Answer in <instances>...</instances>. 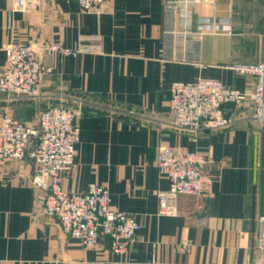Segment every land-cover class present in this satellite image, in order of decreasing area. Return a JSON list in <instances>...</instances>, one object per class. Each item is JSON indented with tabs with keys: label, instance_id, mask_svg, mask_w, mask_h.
<instances>
[{
	"label": "crops",
	"instance_id": "1",
	"mask_svg": "<svg viewBox=\"0 0 264 264\" xmlns=\"http://www.w3.org/2000/svg\"><path fill=\"white\" fill-rule=\"evenodd\" d=\"M166 1L108 0L95 14L74 0H43L31 12H15L12 0H0V75L3 49L14 40L77 48L89 37L102 39L98 53L53 56L55 73L43 78L33 101L0 93V124L10 115L28 123L37 117V125L35 109L49 104L75 109L80 142L63 187L80 193L102 184L112 207L141 224L123 255L112 252L108 238L87 248L43 213L31 185L33 162L2 161L0 264H264V252L255 247L257 217L264 215V132L252 117V101L225 108L232 127L197 136L175 128L169 105L176 81L216 79L252 91L255 79L228 66L264 62V0L196 6L200 66L163 60ZM162 144L178 154L203 152L214 178L200 196L178 198L177 216L158 215L157 193L169 186L157 167Z\"/></svg>",
	"mask_w": 264,
	"mask_h": 264
},
{
	"label": "built area",
	"instance_id": "2",
	"mask_svg": "<svg viewBox=\"0 0 264 264\" xmlns=\"http://www.w3.org/2000/svg\"><path fill=\"white\" fill-rule=\"evenodd\" d=\"M13 11L31 12L41 7L43 0H12ZM84 12L102 14L108 0H74ZM203 0H167L164 3L162 29L163 60L201 65L200 44L203 31L192 29L195 8ZM86 45L69 48L50 41L32 45L14 40L3 49L5 66L0 75V93L11 100L36 98L45 76L55 73L53 56H77L98 53L102 39L89 37ZM237 75L255 79L252 91L246 93L230 88L216 79L199 78L194 82L176 81L171 86L170 108L178 130L199 135L232 127L235 120L225 108H241L252 101L253 119L264 132V62L230 64ZM80 142L78 112L66 105H47L38 116L36 126L5 116L0 124V162H33L31 185L43 213L56 219L63 233L78 239L87 247H95L103 238L110 240L115 254L127 252L137 232L139 221L131 214L115 210L108 188L91 183L84 192L69 193L62 180L75 165ZM207 156L200 151L178 154L167 144L158 147L157 167L169 186L157 193L158 215L180 214L181 195L200 196L214 181L206 171ZM257 252H264V215L257 217ZM87 264H98L88 262ZM259 264V263H258Z\"/></svg>",
	"mask_w": 264,
	"mask_h": 264
},
{
	"label": "rangeland",
	"instance_id": "3",
	"mask_svg": "<svg viewBox=\"0 0 264 264\" xmlns=\"http://www.w3.org/2000/svg\"><path fill=\"white\" fill-rule=\"evenodd\" d=\"M52 1H55V0H52ZM56 1H58V0H56ZM38 97H39V96H38ZM28 100H29V99H28ZM30 100L33 101L32 98H30ZM32 103H33V102H32ZM42 110H43V109H42ZM42 110H40V108H38V109L36 108V109H35V112H37V113L39 112V113H40ZM8 116H10V115H8ZM10 117H13V118H15L16 120H18V121H22V122L27 123V124H29V125L32 123L33 126H35V125H36V122H37V121H36V120H37V119H36L37 117H35L33 120H31V121H30L31 123H28V122H26V121H24V120H21V119H19L18 117H15V116H10Z\"/></svg>",
	"mask_w": 264,
	"mask_h": 264
}]
</instances>
